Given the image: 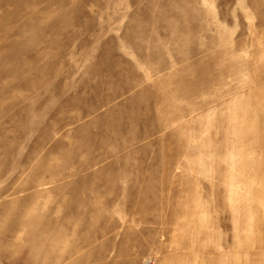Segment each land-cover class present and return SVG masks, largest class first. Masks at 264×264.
Here are the masks:
<instances>
[{"label":"rangeland","instance_id":"obj_1","mask_svg":"<svg viewBox=\"0 0 264 264\" xmlns=\"http://www.w3.org/2000/svg\"><path fill=\"white\" fill-rule=\"evenodd\" d=\"M0 264H264V0H0Z\"/></svg>","mask_w":264,"mask_h":264}]
</instances>
